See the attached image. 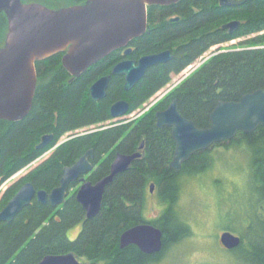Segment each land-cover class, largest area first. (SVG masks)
<instances>
[{"label": "trees", "instance_id": "obj_1", "mask_svg": "<svg viewBox=\"0 0 264 264\" xmlns=\"http://www.w3.org/2000/svg\"><path fill=\"white\" fill-rule=\"evenodd\" d=\"M22 1L58 9L85 0ZM171 15L180 18L169 20ZM232 19L240 24L228 33L221 26ZM147 24L145 33L130 41L132 50L128 57L137 59L165 49L171 51L172 57L148 67L131 89H124L122 75L109 74L115 63L125 58L121 49L98 60L78 77L62 66L64 52H59L35 63L37 81L29 113L17 121L0 119V184L54 146L62 135L68 137L5 189L0 210L26 182H31L36 190L53 189L59 184L63 167L74 163L88 149H93L94 164L88 179L96 181L108 173L116 152L129 153L142 138L146 140L144 158L134 161L131 168L117 174L105 187L101 209L94 217L85 219L84 209L71 193L56 207L33 198L11 222L0 221V264H36L45 255L67 252L88 264H163L162 256L171 253L168 248L191 235L189 222L178 206L184 178L212 168L222 151L238 149L248 155L250 194L238 205V211L229 209L227 220L220 226L238 235L241 242L232 249L223 247L225 254L216 264H264V127L250 133L238 132L231 140L192 154L175 172L168 166L174 145L169 129L157 128L154 117L157 109H163L175 98L183 116L198 127H207L209 113L219 101L237 100L245 93L264 88V0H243L227 6H220L218 0L150 5ZM7 27L6 15L0 12V47ZM237 38H242L237 47L211 54L162 102L129 122L112 121V102L126 99V114L139 109L173 75L196 62L212 46ZM105 74L110 75L106 96L93 101L89 87ZM48 133L53 134L51 143L36 148L41 136ZM149 181L157 185L155 196L164 205L161 214L153 219L144 216ZM144 222H152L162 231L161 251L146 254L134 245L119 248L120 234ZM78 224L81 228L77 236L70 239L68 230Z\"/></svg>", "mask_w": 264, "mask_h": 264}, {"label": "water", "instance_id": "obj_2", "mask_svg": "<svg viewBox=\"0 0 264 264\" xmlns=\"http://www.w3.org/2000/svg\"><path fill=\"white\" fill-rule=\"evenodd\" d=\"M179 0H85L58 9L37 2L0 0V12L7 18V32L0 47V119L17 121L30 111L36 88V61L64 52L62 66L73 77L80 76L89 66L114 50L124 48L123 54L131 52L129 43L143 35L147 29V9L150 5H171ZM243 0H218L220 6L237 5ZM177 20V17L172 18ZM240 21L232 19L221 27L233 33ZM172 57L169 50L144 54L137 60L124 59L117 62L111 74L124 77V89L129 90L141 79L146 69L163 63ZM110 75L98 77L89 87L94 101L106 96ZM129 108L126 100L114 101L109 108L113 119L123 117ZM157 127H171L175 150L170 168L178 171L181 163L198 151L207 150L214 144L228 141L238 132L250 133L264 127V88H258L240 96L237 101L221 100L209 113V125L198 127L184 117L173 100L164 110L155 113ZM53 139V134L41 136L36 148L41 149ZM84 153L74 164L63 168L59 185L49 192L36 190L31 182L19 187L0 210V221L11 222L33 198L40 204L52 207L64 203L69 184L81 177L82 184L75 198L85 210L86 218L94 217L101 209L105 187L113 178L125 171L139 156L118 153L110 166L109 174L95 183L84 178L92 169ZM153 184L150 185V191ZM223 247L232 249L241 239L238 235L223 231L219 235ZM136 245L146 254L157 253L162 248V232L150 223L137 224L120 235L121 248ZM36 264H83L73 253L45 255Z\"/></svg>", "mask_w": 264, "mask_h": 264}, {"label": "rangeland", "instance_id": "obj_3", "mask_svg": "<svg viewBox=\"0 0 264 264\" xmlns=\"http://www.w3.org/2000/svg\"><path fill=\"white\" fill-rule=\"evenodd\" d=\"M240 39L242 38L212 46L192 64V67L173 75L171 81L165 87L178 84L211 54L218 53V50L223 51L237 47ZM149 107L150 105L142 109L139 108L137 112H133L131 115L139 116ZM121 118H124V116ZM64 139L67 140L66 134L62 135L59 141L61 142ZM51 151L52 149L39 156L28 166L0 184V198L12 182L32 170L47 158ZM213 153L217 152L214 151ZM218 158L213 163L212 168L193 176V178H184L178 206L189 222L191 235L181 244L168 248L167 251H171V253L168 256L166 254L162 256L164 258L163 264H216L223 258L225 253L223 247L220 246L219 235L224 229L220 225L227 220L225 214L228 213L229 209L238 211V205L247 200V196L250 194L251 177L248 170V155L242 149L222 151ZM163 207L164 205L160 203L158 197L149 194L145 201V218L158 217L163 211ZM80 228L81 224H78L69 229L67 232L68 237L74 239Z\"/></svg>", "mask_w": 264, "mask_h": 264}, {"label": "flooded vegetation", "instance_id": "obj_4", "mask_svg": "<svg viewBox=\"0 0 264 264\" xmlns=\"http://www.w3.org/2000/svg\"><path fill=\"white\" fill-rule=\"evenodd\" d=\"M175 17H177V20H179V18H180V16H178V15H171L170 17H168V19L169 20H173L172 18H175ZM177 20H173V21H177ZM148 25V24H147ZM228 32V31H227ZM129 47H131L130 45H128ZM132 49V48H131ZM165 50H169V49H165ZM121 53H122V55L125 57V58H123L122 60H124V59H131V60H137V59H134V58H129L128 56L130 55V54H128V55H124L123 54V51H124V48H121ZM162 51H164V50H162ZM170 51V50H169ZM160 52V51H159ZM131 53V52H130ZM170 53H171V51H170ZM172 55V54H171ZM142 56V55H141ZM199 58H201V57H199ZM121 61V60H120ZM119 62V61H118ZM116 64V63H115ZM193 65L191 64V65H189V66H187V67H185L181 72H183L186 68H190V67H192ZM113 68V67H112ZM112 70V69H111ZM180 72V73H181ZM109 74H111V72L109 73ZM105 75H108V74H105ZM103 76V75H102ZM177 85V84H176ZM176 85H174V86H169V87H163L164 89H160V90H158L154 95H152L149 99H148V101L147 102H145L144 103V105L142 106V107H140L141 109L142 108H145L146 106H148V105H150V107L147 109V110H149L154 104H156L157 102H162L166 97H167V95L169 94V92L176 86ZM123 87H124V84H123ZM131 89V88H130ZM252 92V91H251ZM90 94V93H89ZM240 98V97H239ZM238 98V99H239ZM237 99V100H238ZM93 100V99H92ZM119 100V99H118ZM123 100H126V99H123ZM173 100H176L177 101V99H175V98H173V99H171L167 104H166V106L163 108V109H157L155 112H154V117H155V113L157 112V111H160V110H164ZM237 100H232V101H237ZM94 101V100H93ZM127 101V100H126ZM128 102V101H127ZM113 103V102H112ZM151 103H153V104H151ZM177 107H178V102H177ZM128 110H129V108H128ZM139 109H136V110H134V111H132V112H130V113H128V114H125L124 115V118H118V119H113L112 118V121H117V120H120V119H122L124 122H129V121H131V120H133V119H135V118H137L138 116H136V115H131L133 112H137ZM146 110V111H147ZM179 110V109H178ZM128 112V111H127ZM180 112V111H179ZM144 113V112H143ZM142 113V114H143ZM140 116V115H139ZM185 117V116H184ZM155 125H156V118H155ZM156 127H157V125H156ZM162 127H165V128H167V129H169V132H170V137H171V127H169V126H161V127H157V128H162ZM66 139H68V137H66ZM171 139L173 140V138L171 137ZM60 140V139H59ZM57 141V143L54 145V146H52L51 148H49L48 150H46L44 153H46L47 151H49V150H51L52 149V151H53V149L56 147V146H58V145H60L61 143H63L64 141H65V139L63 140V141ZM51 143V142H50ZM49 143V144H50ZM48 144V145H49ZM173 148H172V152H171V159H172V157H173V154H174V150H175V141L173 140ZM47 146V145H46ZM45 147V146H44ZM88 150H92V156H90V157H88V161L92 164V169L90 170V171H88L86 174H84V178L86 179V180H88V181H91L90 179H88V175L94 170V164L91 162V159H92V157H93V149H88ZM87 150V151H88ZM145 150H146V140L144 139V138H142L141 139V141H140V143L136 146V148L133 150V151H131V152H129V153H123V152H116L115 154H114V156H113V158H112V161H111V163L113 162V160H114V157L116 156V154H118V153H123V154H132V153H135V152H138L139 153V156L138 157H136L132 162H131V164L129 165V167L127 168V169H129V168H131V166H132V164L134 163V161H136V160H140V159H143L144 158V155H145ZM51 151V152H52ZM87 151H85L84 153H86ZM203 151V150H202ZM199 152V151H198ZM43 153V154H44ZM83 153V154H84ZM42 154V155H43ZM51 154V153H50ZM82 154V155H83ZM81 155V156H82ZM80 156V157H81ZM79 157V158H80ZM78 158V159H79ZM46 159V158H45ZM77 159V160H78ZM171 159H170V161H169V163H168V166H169V164H170V162H171ZM76 160V161H77ZM75 161V162H76ZM187 161V160H186ZM185 161V162H186ZM74 162V163H75ZM185 162H183V163H181V167H180V169L178 170V171H175V170H173V171H175V172H179L181 169H182V166H183V164L185 163ZM74 163H72V164H74ZM111 163H110V166H111ZM72 164H70V165H66V166H71ZM66 166H64V167H66ZM110 166H109V171H110ZM63 167V168H64ZM169 168H170V166H169ZM126 169V170H127ZM171 169V168H170ZM125 170V171H126ZM62 171H63V169H62ZM109 171H108V173L107 174H105L104 176H106V175H108L109 174ZM124 172V171H123ZM122 173V172H121ZM62 176V175H61ZM104 176H102V177H104ZM101 177V178H102ZM61 178V177H60ZM100 179V178H99ZM98 179V180H99ZM114 179V178H113ZM98 180H96V181H98ZM60 181V180H59ZM96 181H91L92 183H95ZM81 184H82V181H81V177H79V178H77L76 180H74V181H72L70 184H69V188H68V190H67V193H66V196H65V201H66V199H67V197H68V195H70L71 193H73L74 194V198H75V194H76V192H77V189L81 186ZM151 184H153V189H152V191H150V185ZM59 185V184H58ZM57 185V186H58ZM73 185V186H72ZM56 187V186H55ZM147 188H148V194H150V195H156L155 194V192H156V190H157V185L155 184V182H153V181H149L148 182V185H147ZM105 191V190H104ZM49 192V191H48ZM104 194V193H103ZM103 199V198H102ZM75 200H76V198H75ZM64 201V202H65ZM77 201V200H76ZM63 204V203H62ZM50 205V204H49ZM60 205V204H59ZM58 206V205H57ZM85 211V210H84ZM85 219L87 220V219H90V218H86V213H85ZM144 223H150V224H152V225H154L155 227H157V228H159L158 226H156L155 224H153L152 222H144ZM140 224H142V223H140ZM137 225V224H136ZM135 226V225H134ZM131 227H133V226H131ZM130 228V227H129ZM129 228H127V229H129ZM127 229H125V230H127ZM160 229V228H159ZM124 230V231H125ZM162 232V231H161ZM121 235V234H120ZM119 239H120V236H119ZM162 243H163V234H162ZM119 244V243H118ZM129 245H134V244H129ZM128 246V245H127ZM134 246H136V245H134ZM162 246H163V244H162ZM126 247V246H125ZM137 247V246H136ZM119 248H121L120 246H119ZM124 248V247H123ZM138 248V247H137ZM162 249V248H161ZM138 250H139V248H138ZM140 251V250H139ZM161 251V250H160ZM159 251V252H160ZM142 252V251H141ZM67 253H73V252H67ZM59 254H64V253H59ZM74 254V253H73ZM75 255V254H74ZM75 257L81 262V263H83V264H88L86 261H84L83 260V258H80V257H78L77 255H75Z\"/></svg>", "mask_w": 264, "mask_h": 264}]
</instances>
